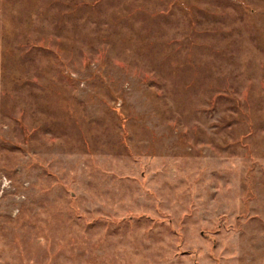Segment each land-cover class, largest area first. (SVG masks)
I'll list each match as a JSON object with an SVG mask.
<instances>
[{
    "label": "rangeland",
    "instance_id": "obj_1",
    "mask_svg": "<svg viewBox=\"0 0 264 264\" xmlns=\"http://www.w3.org/2000/svg\"><path fill=\"white\" fill-rule=\"evenodd\" d=\"M0 264H264V0H0Z\"/></svg>",
    "mask_w": 264,
    "mask_h": 264
}]
</instances>
